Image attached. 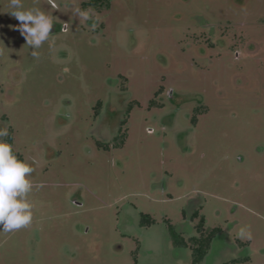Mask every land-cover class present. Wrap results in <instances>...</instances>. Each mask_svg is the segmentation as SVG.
<instances>
[{
    "label": "rangeland",
    "instance_id": "1",
    "mask_svg": "<svg viewBox=\"0 0 264 264\" xmlns=\"http://www.w3.org/2000/svg\"><path fill=\"white\" fill-rule=\"evenodd\" d=\"M85 1L22 0L53 17L34 58L0 0V127L41 161L33 222L0 232V264H193L169 229L199 236L194 213L218 229L201 264H264V0ZM121 76L136 107L105 151L117 125L95 109Z\"/></svg>",
    "mask_w": 264,
    "mask_h": 264
},
{
    "label": "clouds",
    "instance_id": "2",
    "mask_svg": "<svg viewBox=\"0 0 264 264\" xmlns=\"http://www.w3.org/2000/svg\"><path fill=\"white\" fill-rule=\"evenodd\" d=\"M10 14L18 22L17 30L34 49L31 55L38 58V49L49 40L53 31V17L39 9L25 10L22 0H10ZM7 127H0V232H14L33 222V203L29 194L33 191L32 174L39 164L18 158L13 145L8 143ZM41 183L37 188H42Z\"/></svg>",
    "mask_w": 264,
    "mask_h": 264
},
{
    "label": "flooded vegetation",
    "instance_id": "3",
    "mask_svg": "<svg viewBox=\"0 0 264 264\" xmlns=\"http://www.w3.org/2000/svg\"><path fill=\"white\" fill-rule=\"evenodd\" d=\"M111 2L112 0H87L83 3L82 10L86 11L89 8H93L98 13L99 12L102 13L106 9L111 8ZM52 4L54 5V3ZM102 26H105V25L102 23ZM61 30L67 32L68 27L66 25L62 26ZM53 33H55V29H53ZM121 77H122L121 81H123V84H124L123 88L118 92H113L110 95V98L106 103L100 101L97 105V109H95V118H99L100 121L104 122L103 123L104 127H106L108 122H112L113 124L117 125L114 127L116 129H112L109 125L107 126V129L105 130V134L100 133V138L97 140L96 143H97L98 148L104 149L105 151H110L111 149L120 148L124 146L125 139L127 136L126 132L128 130L124 126L128 124L129 118L131 117V114L136 107V101L133 99L132 94L129 92V88L126 86V83H125V81L127 82L128 79L124 76H121ZM162 92H163V89L160 90V93ZM157 105L158 104L156 102L151 104L150 109L153 108V106H157ZM161 108H164V105H161ZM193 123L194 124L197 123V117H194ZM119 125L122 127L120 129V136L117 135V132L115 131V130H118L117 128ZM10 140H11V144L14 145V141L12 140L11 133H9L7 137V142L10 143ZM40 153L41 155H43L42 157H44L45 159H48L50 157L53 158L52 156L57 155V152L51 146H48L43 151L40 150ZM40 163L41 161L39 162V164ZM38 165H36L35 168Z\"/></svg>",
    "mask_w": 264,
    "mask_h": 264
},
{
    "label": "trees",
    "instance_id": "4",
    "mask_svg": "<svg viewBox=\"0 0 264 264\" xmlns=\"http://www.w3.org/2000/svg\"><path fill=\"white\" fill-rule=\"evenodd\" d=\"M10 144H11V140H10ZM15 154L18 156V158L23 160L22 155L18 153H15ZM192 218L193 219L200 218V221L196 226V231L199 234V236H192L191 238H189V240H186L184 236L175 232V228L173 225L170 224L169 230H170L174 245L179 246V247H190L193 251V264H201L205 260L211 248L212 241L215 235L218 233V229H214L213 231L207 234L206 229H205L206 227L205 218L200 217L198 213H194ZM153 222L154 221L151 219L150 223H153ZM246 261H249V258L245 259L243 263H245Z\"/></svg>",
    "mask_w": 264,
    "mask_h": 264
}]
</instances>
